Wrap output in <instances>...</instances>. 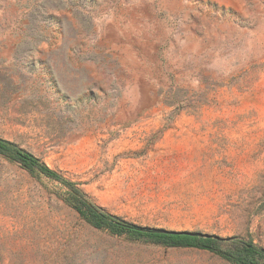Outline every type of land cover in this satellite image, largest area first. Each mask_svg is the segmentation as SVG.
Returning a JSON list of instances; mask_svg holds the SVG:
<instances>
[{
    "label": "rangeland",
    "instance_id": "374dc122",
    "mask_svg": "<svg viewBox=\"0 0 264 264\" xmlns=\"http://www.w3.org/2000/svg\"><path fill=\"white\" fill-rule=\"evenodd\" d=\"M0 138L119 220L264 248V0H0ZM76 205L0 154V264H233Z\"/></svg>",
    "mask_w": 264,
    "mask_h": 264
},
{
    "label": "trees",
    "instance_id": "16d2710c",
    "mask_svg": "<svg viewBox=\"0 0 264 264\" xmlns=\"http://www.w3.org/2000/svg\"><path fill=\"white\" fill-rule=\"evenodd\" d=\"M0 154L19 162L29 172L38 171L68 186L71 189V196L77 202L75 210L81 218L95 228H108L111 233L125 234L132 240L147 241L164 247L206 250L233 264H264V248L252 242L235 241L234 244L237 245L234 249H223L219 244L226 238L194 231H173L139 226L101 212L85 199L82 191L76 188L74 183L63 178L32 153L7 139L0 138Z\"/></svg>",
    "mask_w": 264,
    "mask_h": 264
}]
</instances>
